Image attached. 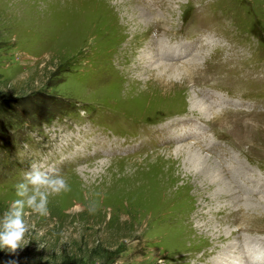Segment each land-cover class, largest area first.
I'll return each mask as SVG.
<instances>
[{"label": "rangeland", "instance_id": "1", "mask_svg": "<svg viewBox=\"0 0 264 264\" xmlns=\"http://www.w3.org/2000/svg\"><path fill=\"white\" fill-rule=\"evenodd\" d=\"M263 141L264 0H0V216L33 165L71 186L0 264H202L219 225L214 264L264 255Z\"/></svg>", "mask_w": 264, "mask_h": 264}, {"label": "clouds", "instance_id": "2", "mask_svg": "<svg viewBox=\"0 0 264 264\" xmlns=\"http://www.w3.org/2000/svg\"><path fill=\"white\" fill-rule=\"evenodd\" d=\"M70 191L71 186L59 169L31 166L23 180L14 185V198L0 216V248L15 253L24 244L26 234L35 227L30 223V216L47 217L50 197ZM98 208V201L92 200L87 211L95 214ZM9 264H15V261H9Z\"/></svg>", "mask_w": 264, "mask_h": 264}, {"label": "bare ground", "instance_id": "3", "mask_svg": "<svg viewBox=\"0 0 264 264\" xmlns=\"http://www.w3.org/2000/svg\"><path fill=\"white\" fill-rule=\"evenodd\" d=\"M140 41V40H139ZM132 43V42H131ZM131 46H133V45H131ZM172 67V66H171ZM171 67H168L167 65H165V64H159L158 65V68L160 69V70H158V71H166V69L168 70V68H171ZM157 70V69H156ZM162 73V72H161ZM156 75V74H155ZM161 75V74H160ZM170 75V74H169ZM152 77V76H151ZM162 80V79H161ZM154 81V80H153ZM167 85V84H166ZM151 89L149 88V90L148 91H150ZM223 119H218L217 121H222ZM217 121H215V122H217ZM229 124V123H228ZM231 124V123H230ZM237 126L238 125H236V128H237ZM217 128V127H216ZM219 128V127H218ZM223 128V127H222ZM241 127H239V129H240ZM247 128V127H246ZM221 129V128H220ZM219 129V130H220ZM234 129V128H233ZM238 129V128H237ZM261 129V128H260ZM228 130V129H227ZM235 131V130H234ZM233 131V132H234ZM230 133V132H229ZM235 133V132H234ZM235 134H237V133H235ZM232 135H233V133H232ZM264 142V141H263ZM262 148V147H261ZM260 153V152H259ZM264 153V152H263ZM263 155V154H262ZM203 165V161L200 163V165ZM240 166H242V164H240ZM213 167V165L212 164H210V166H209V170H207V172H209V173H211V168ZM213 169V168H212ZM206 172L205 171V168L204 167H202L201 169H200V172H198L196 175V177L197 178H201L202 179V184H201V186H203L202 187V189H201V192H204V191H207V189H208V187H210L211 186V184L210 183H208L207 182V177H205V175L207 174V172L205 173V175L204 174H202L201 172ZM213 172V171H212ZM212 174H214V173H212ZM214 181V180H213ZM216 182V181H215ZM208 185V186H207ZM199 193V192H198ZM226 193L228 194H230L231 192L230 191H227L226 190ZM206 196V195H205ZM205 196H204V198H205ZM229 197V196H228ZM221 198V197H220ZM233 203H234V201H233ZM210 204H212V203H210ZM196 205V204H195ZM214 204H212V207H214L213 206ZM195 207V206H194ZM207 207V206H206ZM207 209H208V207H207ZM193 211V210H192ZM222 211H224V213H230L231 215L233 214V212L235 213V210L233 209V205L232 204H230V205H228V204H222L219 208H217V209H215V210H213L212 209V211H211V213H216V212H222ZM237 211H242L241 209L240 210H237ZM202 212V211H201ZM243 212V214H242V216L244 217V219L245 220H247V224L244 226V227H247L248 225L249 226H251V227H253V226H256V225H253L252 226V224H249L248 223V221H251L252 219L254 220V219H257V218H254V217H252V215H248V213L245 211H242ZM190 213V212H189ZM224 213L222 212V214L221 215H224ZM210 213L208 212V211H206V210H204V212H203V218H204V220H205V225L204 226H202V227H200V230L199 231H201V232H203V234H207V232H206V230L207 229H213V227H214V224H216V222H218L217 220H215V218H214V216L213 217H210V215H209ZM183 215V214H182ZM181 216V215H180ZM186 216V215H185ZM163 217V216H162ZM186 218V217H185ZM229 218H231L230 216H229ZM228 218V219H229ZM165 219V218H164ZM174 219V218H173ZM176 219V218H175ZM183 219V218H182ZM181 219V220H182ZM228 219H226V217L225 216H222V218L220 219V223L222 224V223H225V222H229V220ZM184 220V219H183ZM186 220H187V218H186ZM190 220V219H189ZM207 220V221H206ZM245 220H244V222H245ZM200 221V220H199ZM240 221V220H239ZM175 222V221H174ZM181 222V221H180ZM184 222V221H183ZM191 222H193V221H191ZM234 222H236L235 220H234ZM208 223V224H207ZM175 224V223H174ZM207 224V225H206ZM260 224H262V223H260ZM186 225V224H185ZM181 226V225H180ZM260 226V225H259ZM183 227H185V226H183ZM191 227V226H190ZM174 228V227H173ZM195 228V227H194ZM249 228V227H248ZM264 228V227H263ZM184 229V228H183ZM237 229H239V228H237ZM185 232V231H184ZM195 232V231H194ZM210 232V231H209ZM256 232V231H255ZM174 234V233H173ZM188 234V233H187ZM189 234H190V232H189ZM240 233H237V231L236 230H231V231H228L227 230V226L226 225H219L218 226V228L216 229V231H214L213 233H209V234H207L206 236H208V240L207 241H209L210 243H211V246H212V248L210 249V251L212 252V254H210V256H205L206 257V259L205 260H203V261H205V262H201L202 264H214V263H216L215 261L217 260V258L219 257V252L222 250V248L223 247H221V244H228V243H230V241H232L233 239H235V238H237L238 237V235H239ZM191 235V234H190ZM194 235V234H193ZM229 235V237H227ZM198 236V235H197ZM187 238V237H186ZM190 238V237H189ZM188 238V239H189ZM200 238H202V236L200 237ZM204 238V237H203ZM191 239V238H190ZM207 239V238H206ZM194 240V239H193ZM201 241V240H200ZM204 241V240H203ZM189 242V241H188ZM187 242V243H188ZM195 242V241H194ZM253 242V241H252ZM181 243V242H180ZM208 243V242H207ZM185 244V243H184ZM202 244H203V242H202ZM237 244H238V242H237ZM191 245V244H190ZM207 245V244H206ZM253 245V244H252ZM182 247H183V245H181ZM205 246V245H204ZM237 247H236V249L238 250V249H242V247H243V249H245V248H248L249 246H251V244H250V241L248 242V239H246V241H244L243 242V244H241V245H236ZM181 247V248H182ZM185 247V246H184ZM188 247V246H187ZM187 247H185V248H187ZM200 248H201V246H200ZM199 248V249H200ZM188 249H190L191 250V252L192 251H194V249H196V247L194 246V245H191V247L190 248H188ZM197 249H198V247H197ZM248 249H250V248H248ZM183 250H184V248H183ZM253 250V249H252ZM185 252V251H184ZM205 252V251H204ZM209 252V251H208ZM187 253V252H186ZM185 253V254H186ZM193 253H196V252H193ZM191 254V253H190ZM193 255V254H192ZM206 255V254H205ZM187 256V255H186ZM188 256H189V254H188ZM241 256H243V255H241ZM182 257H184V256H182ZM236 257V256H235ZM234 257V258H235ZM187 258V257H186ZM233 257H229V258H227V259H225L224 260V263H222V261H217L219 264H229V263H231V264H233V259H234ZM183 259V258H182ZM217 263V264H218ZM235 264H264V255H262V252L260 251V250H258L257 248H255V250H253V251H251V252H249L248 253V255H244L243 256V258H241V259H239V260H237V263L235 262Z\"/></svg>", "mask_w": 264, "mask_h": 264}]
</instances>
